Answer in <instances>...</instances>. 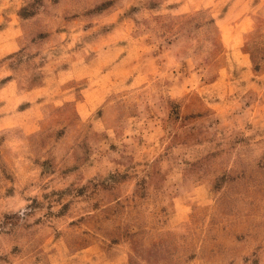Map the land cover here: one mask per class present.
Segmentation results:
<instances>
[{
    "label": "rangeland",
    "instance_id": "obj_1",
    "mask_svg": "<svg viewBox=\"0 0 264 264\" xmlns=\"http://www.w3.org/2000/svg\"><path fill=\"white\" fill-rule=\"evenodd\" d=\"M0 264H264V0H0Z\"/></svg>",
    "mask_w": 264,
    "mask_h": 264
}]
</instances>
